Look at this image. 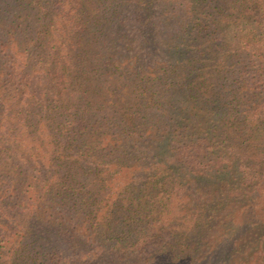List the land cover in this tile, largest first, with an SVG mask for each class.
Instances as JSON below:
<instances>
[{"label": "trees", "instance_id": "trees-1", "mask_svg": "<svg viewBox=\"0 0 264 264\" xmlns=\"http://www.w3.org/2000/svg\"><path fill=\"white\" fill-rule=\"evenodd\" d=\"M0 264H264V0H0Z\"/></svg>", "mask_w": 264, "mask_h": 264}]
</instances>
